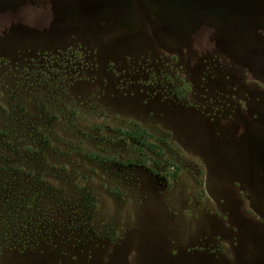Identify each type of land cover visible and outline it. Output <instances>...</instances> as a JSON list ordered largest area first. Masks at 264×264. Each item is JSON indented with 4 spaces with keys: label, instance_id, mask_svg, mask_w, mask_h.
Listing matches in <instances>:
<instances>
[{
    "label": "rangeland",
    "instance_id": "1",
    "mask_svg": "<svg viewBox=\"0 0 264 264\" xmlns=\"http://www.w3.org/2000/svg\"><path fill=\"white\" fill-rule=\"evenodd\" d=\"M0 230V264H264V0H0Z\"/></svg>",
    "mask_w": 264,
    "mask_h": 264
},
{
    "label": "trees",
    "instance_id": "2",
    "mask_svg": "<svg viewBox=\"0 0 264 264\" xmlns=\"http://www.w3.org/2000/svg\"><path fill=\"white\" fill-rule=\"evenodd\" d=\"M131 135H132L133 138H137V139H139L140 141H142V143H143L144 146H148L151 150L154 149V145L151 144L152 142H150L149 140H147L146 138H144V137H145V131H144V130L137 129L136 131H133V132L131 133ZM19 206H22L24 211H26V209L29 208L28 205H27V206H23L22 204H19ZM23 210L18 211V214H17V212H15V222H16V221H17V222H21V221H22V220H21L22 218L25 219V218H24V217H25V214H24ZM16 217H17V219H16ZM25 220L27 221V219H25ZM23 221H24V220H23ZM7 226H8V224L5 225V228H7V229L4 231V236H5L6 238H9V234H8V232H9L10 230L8 229ZM0 231H1V230H0ZM21 232H24V231L21 230ZM26 232H27V231H26ZM27 233H28V232H27ZM9 239H10V238H9ZM25 239H30V238H29V235L26 234V235H25ZM25 239H24V241H25ZM12 242H14V241H11V242H10V245L8 244L7 246L13 247V245H11ZM5 245H6V244H3V247H4Z\"/></svg>",
    "mask_w": 264,
    "mask_h": 264
}]
</instances>
